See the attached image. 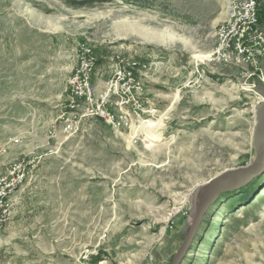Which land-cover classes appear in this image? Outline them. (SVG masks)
Instances as JSON below:
<instances>
[{
  "label": "rangeland",
  "instance_id": "rangeland-1",
  "mask_svg": "<svg viewBox=\"0 0 264 264\" xmlns=\"http://www.w3.org/2000/svg\"><path fill=\"white\" fill-rule=\"evenodd\" d=\"M225 7L0 0V174L24 167L0 229V264H171L197 189L255 158L264 58L260 78L209 61ZM82 42L94 47L99 89L114 55L145 66L144 121L153 127L143 135L130 139L93 117L64 131V90ZM180 264H264V168L218 196Z\"/></svg>",
  "mask_w": 264,
  "mask_h": 264
},
{
  "label": "built area",
  "instance_id": "built-area-1",
  "mask_svg": "<svg viewBox=\"0 0 264 264\" xmlns=\"http://www.w3.org/2000/svg\"><path fill=\"white\" fill-rule=\"evenodd\" d=\"M264 31L258 17L257 0H226L225 18L215 33V47L209 61L250 70V77L263 75ZM97 58L94 47L79 43L76 50V67L64 90L66 95L63 121L65 132L73 130L78 118H96L115 131L128 133L131 139L138 132L147 114L145 86L141 74L145 66L132 56L116 54L109 58V79L99 89L94 84ZM18 144L17 139L9 141ZM5 149L2 153H5ZM24 179L22 164L8 166L0 174V229L9 220L10 197Z\"/></svg>",
  "mask_w": 264,
  "mask_h": 264
},
{
  "label": "water",
  "instance_id": "water-1",
  "mask_svg": "<svg viewBox=\"0 0 264 264\" xmlns=\"http://www.w3.org/2000/svg\"><path fill=\"white\" fill-rule=\"evenodd\" d=\"M254 109L253 147L255 158L252 165L247 168L224 172L197 189L194 196L189 228L181 245L176 250L171 264H180L182 262L204 216L218 196L223 192L242 186L264 168V103L256 105Z\"/></svg>",
  "mask_w": 264,
  "mask_h": 264
},
{
  "label": "trees",
  "instance_id": "trees-1",
  "mask_svg": "<svg viewBox=\"0 0 264 264\" xmlns=\"http://www.w3.org/2000/svg\"><path fill=\"white\" fill-rule=\"evenodd\" d=\"M64 4L73 9L93 8L100 0H62ZM259 17V14H258Z\"/></svg>",
  "mask_w": 264,
  "mask_h": 264
},
{
  "label": "bare ground",
  "instance_id": "bare-ground-1",
  "mask_svg": "<svg viewBox=\"0 0 264 264\" xmlns=\"http://www.w3.org/2000/svg\"><path fill=\"white\" fill-rule=\"evenodd\" d=\"M209 57H210V55H209ZM256 105H258V104H255V106ZM145 123H147V121L143 122L140 126H138L136 128H133V131L134 132L141 133L143 135V133H142L143 130H141V129H143L144 126H145L146 129H151L153 127V124L151 122L150 123H147L146 125H144ZM146 139H147V143H148L149 140L151 139V137L146 138ZM190 220H191V218H190Z\"/></svg>",
  "mask_w": 264,
  "mask_h": 264
}]
</instances>
